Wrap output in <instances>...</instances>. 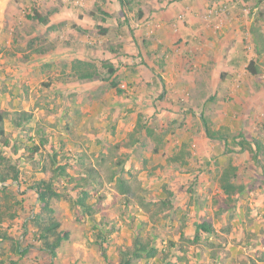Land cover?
Instances as JSON below:
<instances>
[{
  "label": "rangeland",
  "instance_id": "rangeland-1",
  "mask_svg": "<svg viewBox=\"0 0 264 264\" xmlns=\"http://www.w3.org/2000/svg\"><path fill=\"white\" fill-rule=\"evenodd\" d=\"M39 1L42 2L41 8L38 7ZM170 2L171 0H135L122 7L118 0L114 4L111 1L106 4V0H54L52 3L49 0H44V3L43 0H0V110H25L33 113L35 123L44 128L50 137L47 149L51 145L55 149L62 146L58 160L62 165L67 163L69 172L76 178L82 172L79 161L83 153L88 165H96V159L107 156L108 166L115 167L118 172L123 169L120 174L124 178L141 183L148 191L149 201L157 202L158 198L165 195L164 185L173 194V210L152 219L150 214H146L135 203L129 204L123 196L116 193L114 184H110L106 178L107 170H104L101 178H98L103 184L96 182L89 186L90 202L97 207L94 221L89 217L81 219L79 210L66 198L54 202L62 229L70 231V239L59 249L54 264H118L120 248L132 245L134 233L141 223L145 224L146 234L158 235L156 243L161 251L168 250L169 240L186 246L188 264H210L215 261L211 256L214 251L222 258L217 264H254L258 259L257 251L264 250V178L262 169L249 153L225 154L226 148L221 143L210 141L200 153L196 149H192L194 153L187 150L190 153L187 165L194 169V172L188 173L177 172L173 168L171 158L177 154L178 148L173 149V153H166L167 155L154 154L152 141L145 139L140 148L133 154L130 152L134 143L131 135L138 126L142 125L144 133L154 131L150 129L152 125L147 127L148 122L164 110H151L149 105L138 108L136 74L149 73L150 70L149 58L140 57L138 51L148 41L144 39L143 42L141 39L139 45L132 38L137 27L132 28L131 25L140 20L137 17L139 9L148 6L158 10ZM188 3L206 8V20L216 33L224 28L226 22H234L236 29L235 34H232L233 43L239 45L238 50L243 56L236 67L235 81L230 84L231 90L220 92L219 100H213L212 105L203 109L204 117L213 121L211 124L215 129L228 128L232 134L242 131L247 139L256 137L264 142V79L261 82L256 80L247 70L249 62L257 59L252 28L259 13L264 11V0H188ZM53 4L62 6L61 12L55 15L60 18L54 22L47 15L54 10ZM219 7L228 8L219 14L210 13L212 9ZM35 11L47 16L49 23L42 24L29 18L28 15H34ZM140 11L145 14L144 10ZM187 16L180 14L178 20L183 23ZM104 17L119 19V23L116 19L111 20V25L107 23L109 26L105 35L99 31V28H105ZM121 18L124 20L121 21ZM146 19L151 20L150 17ZM258 25L262 26L264 33V21L259 20ZM148 28L154 31L152 26ZM237 35L239 37L236 38ZM79 61L93 63L104 76L106 69L103 62H111L117 68L120 88L126 93L119 94L102 80L79 81L72 68L73 65L80 67ZM263 62L264 57L258 63ZM261 69L264 71V66ZM251 80L255 85L252 89H246L245 86L250 85ZM257 85L262 87L257 88ZM182 109L164 111L172 114ZM172 117L176 118L173 115L163 117L170 125L168 133L173 137L186 133V127L179 122L180 118ZM185 120L186 118L183 122ZM192 122L196 128L195 119ZM37 125H34L31 132L22 134L14 132L9 120L6 121L8 133L14 132L11 138L19 137L26 143L30 142V137H34L39 143ZM198 127L200 131V123ZM150 153L152 155L149 156ZM45 154L47 155V151ZM21 155L26 160L21 168L24 173L22 179L31 182L33 179L49 178L52 175L51 172H38L39 168L30 162L28 153L24 150L14 157ZM47 158L45 161L49 162ZM227 164L236 167L238 177L234 183L244 185L245 193L234 196L237 200L236 209L222 214L220 211L226 208L225 200L228 198L220 188L217 171L221 172L222 169L218 170L217 167L224 168ZM198 168L203 173L199 182H195V169ZM75 185L76 183H70L68 192ZM13 186L14 190L19 188L16 183ZM26 186L22 182L21 191ZM19 194L21 192L18 193L19 199H24L20 217L11 224H5L4 229L15 241L20 240L26 246L33 241L29 235L24 236L22 226L32 212L38 211V207L33 192ZM203 219L214 223L218 237L205 235L200 245L190 244L188 240L194 238L196 223ZM96 224L105 230H112L110 239L105 244L111 263L99 250L95 238ZM227 230L228 233L225 232ZM181 233L186 238L185 242L180 240ZM211 241L215 242V247L209 246ZM34 245L37 247L38 244ZM12 246L11 241L0 246V250L6 254L5 264L13 261L16 264L49 262L48 257L36 247L21 257L12 250ZM176 251L178 249L172 252L174 260ZM163 256L165 255L161 252V257ZM136 264L158 263L151 260Z\"/></svg>",
  "mask_w": 264,
  "mask_h": 264
},
{
  "label": "trees",
  "instance_id": "trees-1",
  "mask_svg": "<svg viewBox=\"0 0 264 264\" xmlns=\"http://www.w3.org/2000/svg\"><path fill=\"white\" fill-rule=\"evenodd\" d=\"M122 7L127 2L133 3L135 0H118ZM132 10V9H131ZM143 12H138L137 17H143ZM29 18L35 19L42 24H47L48 17L42 16L38 11L34 12V15H28ZM259 20L264 21V11L259 13L257 22L253 24L252 34L255 39V52L257 59H252L248 66V72L258 81L264 79V71L261 66H264V62L259 64V59L264 57V33L262 32V26L258 25ZM101 34L108 32L107 28H99ZM80 67L74 68V76L79 80H102L107 82L111 88L117 90L119 94H125L126 91L120 88V83L117 79V68L108 61L103 62V67L106 69V76L101 74L98 68L93 64L86 61H79ZM76 64V62L74 63ZM239 64H237V67ZM35 116L33 113L25 110H0V246L7 241L12 242V250L21 257L26 256L31 248H35L34 243L38 244V248L41 252L48 257V264H54V259L58 256V251L64 244V242L70 239V231L62 229V224L57 218L56 209L54 208V202L66 198L70 200L72 206L79 210L80 218L84 219L89 217L94 219V214L97 211L96 204L91 203V191L89 186L98 181L101 178V172L107 170V180L110 184H114L116 193L123 196L129 204L135 203L146 214H150L152 219L158 218L160 214L168 213L173 210L171 191H168L166 186H163L164 196L158 198L157 202L149 201L148 191L138 181H130L120 174L123 169L118 172L115 167L108 166L109 158L102 156L100 159H96V165H88L85 161V153L80 158V167L82 172L79 175V179L73 176L69 172L68 164L62 165L58 160L59 153L62 150V146L59 149H55L53 145L47 149L50 142V137L47 131L41 126L35 123ZM9 120L14 132L29 133L34 129V125L39 126L36 133L39 135V143L36 142L34 137H30V142L26 143L24 140L18 138L12 139L14 132L8 133L6 129V121ZM203 128L206 137L211 142H219L226 148V153H249L256 164L262 169V177L264 178V142L262 139L251 137L247 139L244 132L238 134H232L228 128L215 129L213 128L211 121L203 117ZM142 125H139L134 134L131 135L133 142H136L135 136L140 133ZM151 135L152 131H148ZM62 142V139H60ZM9 148V149H8ZM24 150L28 153V159L35 164L39 169L38 172L48 173L51 172L49 178L33 179L31 182H27V179H22L23 171L22 167L26 160L23 155L14 157ZM47 151V155L45 154ZM11 153V154H9ZM190 153L185 150L179 151L174 157L171 158L172 163L176 169L183 171L187 167V158ZM49 158V162H46L45 158ZM47 158V159H48ZM120 165V164H119ZM121 166V165H120ZM218 182L224 195L227 196V206L225 209H221L220 213L231 212L237 208V200L234 199L235 195H244L245 186L237 185L234 180L237 179L238 173L236 167L231 164H227L224 168L217 167ZM22 182L27 186L26 189L21 191ZM18 185V189H13V184ZM76 183L72 188V191L68 192L69 184ZM103 184V181L99 182ZM26 191H31L36 196V202L38 211L32 212L27 220L24 222L22 228H24V236L29 235L33 243H29L24 246L20 240H14L7 230L4 229L5 224H11L17 218L20 217V211L24 203V199L20 200V195ZM219 213V214H220ZM232 217V215H230ZM231 219V218H230ZM101 225H95V238L99 245V250L102 256L111 263V258L107 254V248L105 244L110 239L112 230L100 228ZM146 227L144 223L138 224L132 241L131 246L123 245L119 251V263L118 264H136L139 261L149 262L155 260L158 264H188V255L186 254V246L180 242L175 243L173 240H169L168 250L161 251L157 246L156 240L158 235L146 234ZM228 233L229 231H225ZM216 236L218 233L214 227V223L203 219L196 223L194 238L188 240L190 244H201L203 237ZM181 242H185L186 238L181 233ZM210 247H215V242L209 243ZM178 249L175 254L176 260L173 258L172 252ZM161 252L165 256L161 257ZM182 254V255H179ZM257 260L254 262L264 264V250L257 251ZM3 251L0 250V264H5L6 258ZM214 262L210 264H217L221 260V255L215 253L211 254ZM161 257V258H160ZM13 264H16L14 261ZM10 263V264H12Z\"/></svg>",
  "mask_w": 264,
  "mask_h": 264
},
{
  "label": "crops",
  "instance_id": "crops-1",
  "mask_svg": "<svg viewBox=\"0 0 264 264\" xmlns=\"http://www.w3.org/2000/svg\"><path fill=\"white\" fill-rule=\"evenodd\" d=\"M53 1L49 0V3ZM109 1L114 4L115 0H106V4ZM41 3L38 2L40 8ZM112 3L110 4L112 5ZM61 7L53 4L52 8L54 10L47 13L52 22L60 18L55 17V15L61 12ZM151 8L147 6L144 9H139L138 12L144 10L145 14L139 18L138 22H133L134 25H131L132 28L137 27L132 38L139 45H141V39L143 42L144 39L148 41L146 45H143L145 47L140 46L138 51L140 57L149 58L150 67L149 73L136 74V80L138 79V86L136 87L138 108L149 105L148 107L151 110L153 108L159 110L183 109L174 111L175 113L172 114L167 113L168 115L162 110L161 113H157L155 117L153 116L147 127L152 125L149 128L154 131L149 135L148 132L144 133V130L141 129L142 132L139 133L138 137L140 141L136 139L130 152L133 154L147 139L152 141V144H150L153 147L154 154L173 153L175 148L190 153H194L192 149H196V152L200 153L206 143L210 142L202 128L203 109L212 105L213 100L220 98L218 97L220 92L226 93L231 90L230 84L235 81L237 64H240V59L243 58L238 50L239 45L234 44L232 39L236 24L226 22L224 28L216 33L211 28L210 22L206 20L204 14L206 8H202L199 4H190L188 0H171L162 9L153 10L156 7ZM105 11L110 15L112 14L111 11ZM180 14L188 15L183 23L178 20ZM147 17H150L151 20L146 19ZM104 18H106L103 19L105 28L111 25V20L116 19ZM123 20L124 18H121V21ZM116 21L119 23V19H116ZM149 26H152L154 31L150 30ZM237 37L239 36L237 35ZM145 82H147L146 85ZM254 85L255 83L251 80L250 85H246L245 88L252 89ZM261 87L262 85H257V88ZM151 110H149V113L153 114ZM170 115L176 116V118L172 117L173 119L180 118L179 122L186 127V133L178 137H173L168 133V126L170 125L163 120V117ZM185 118L186 120L183 122ZM193 119L197 122L196 128L193 127ZM175 122L176 120L173 123ZM199 123L201 125L200 131ZM163 148L166 151L163 152ZM187 167L183 169V172H194L192 167H189V165ZM173 168L177 172L182 171ZM195 170L197 175L195 182H199L203 170L200 168Z\"/></svg>",
  "mask_w": 264,
  "mask_h": 264
},
{
  "label": "built area",
  "instance_id": "built-area-1",
  "mask_svg": "<svg viewBox=\"0 0 264 264\" xmlns=\"http://www.w3.org/2000/svg\"><path fill=\"white\" fill-rule=\"evenodd\" d=\"M228 7H219V9H212L211 11H210V13L211 14H213V13H217V14H219V12H223V11H226V9H227ZM214 10V11H213Z\"/></svg>",
  "mask_w": 264,
  "mask_h": 264
}]
</instances>
